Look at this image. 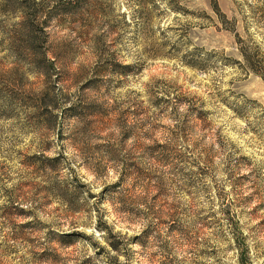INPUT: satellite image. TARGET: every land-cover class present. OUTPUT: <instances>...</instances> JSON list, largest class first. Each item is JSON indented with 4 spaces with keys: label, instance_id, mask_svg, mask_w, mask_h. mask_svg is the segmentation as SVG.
Wrapping results in <instances>:
<instances>
[{
    "label": "rangeland",
    "instance_id": "rangeland-1",
    "mask_svg": "<svg viewBox=\"0 0 264 264\" xmlns=\"http://www.w3.org/2000/svg\"><path fill=\"white\" fill-rule=\"evenodd\" d=\"M242 49L264 0H0V264H264Z\"/></svg>",
    "mask_w": 264,
    "mask_h": 264
},
{
    "label": "trees",
    "instance_id": "trees-1",
    "mask_svg": "<svg viewBox=\"0 0 264 264\" xmlns=\"http://www.w3.org/2000/svg\"><path fill=\"white\" fill-rule=\"evenodd\" d=\"M250 50H244L242 49L241 53L245 59V61L247 62L249 68H251L253 70V72L259 76L260 78H262V80L264 81V58L261 57L259 58V53H253V52H249ZM245 252V250H244ZM247 254V255H246ZM245 258L244 262L246 260H249V254L248 251L245 253ZM243 262V261H242ZM249 264V263H248Z\"/></svg>",
    "mask_w": 264,
    "mask_h": 264
}]
</instances>
